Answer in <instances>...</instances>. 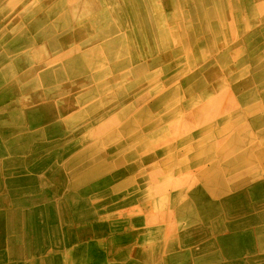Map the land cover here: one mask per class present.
<instances>
[{"label": "bare ground", "instance_id": "obj_1", "mask_svg": "<svg viewBox=\"0 0 264 264\" xmlns=\"http://www.w3.org/2000/svg\"><path fill=\"white\" fill-rule=\"evenodd\" d=\"M260 160L264 0H0V262L119 264L146 233L157 264H264L228 253L264 238ZM147 163L143 224L88 197Z\"/></svg>", "mask_w": 264, "mask_h": 264}, {"label": "crops", "instance_id": "obj_2", "mask_svg": "<svg viewBox=\"0 0 264 264\" xmlns=\"http://www.w3.org/2000/svg\"><path fill=\"white\" fill-rule=\"evenodd\" d=\"M223 112H224V110H223ZM223 112L216 113V116L221 117ZM190 125H191V126H189L190 129L193 130L195 124L193 125V122L190 121ZM165 159H168V157L164 156L162 158V160L157 159L156 161L160 160L158 163V166L162 165V163H164ZM172 161L173 160H167L165 162L166 165L163 167H159V168L164 169V167L169 166L172 163ZM260 163H262V166H263L264 162L262 160H260V162L257 164H260ZM149 168H150L149 163L141 166L140 169L138 170L139 171L138 176H135V178L131 177L132 178L131 184L119 186L120 187L119 191H116V185H114L115 183H109V184H106V185L100 187L97 191L90 192V194H88V197L93 196L96 193H98L99 196L106 197V198H110L114 195H120V196L122 195L123 196L125 194V196H123L124 199H129V198L132 199L131 205H132V207L136 208V210H135V213H137L136 218H138V221L141 224H143L144 221L146 220V218H148L149 216L154 214V210L152 209L151 201L148 199V197H146L145 189H144L145 186L150 187V183H151L150 181H152L151 180L152 178H148V175H149L148 169ZM128 196H130V197H128ZM247 206H248V204L244 208H247ZM94 218H96L95 215L93 216V219H89V220H87V222H85L86 227H88L91 224L92 225L94 224V222H95ZM135 225H137V223H131L130 224V228H131L132 232H137L139 230V228L135 227ZM177 226H178V228L183 227L181 222H178ZM80 229H82V227H80ZM152 238H154V237L146 236V233H145V234H143V239L140 241L138 239V237L136 236V237L132 238L131 241L127 242L128 246L124 249L126 251V254L124 256H120V255L115 254L114 257L116 258V260H118L119 264H123V262L128 261V260L129 261L130 260L136 261V262H138V264H157L158 263L157 257H155L153 255V250L151 248L152 246H150V245H153L155 242H157L158 238H156V240H151ZM70 242L74 246H82L83 249L89 245V246H92L93 250L98 249L99 251H101L103 248H106V245H107V244H104L103 237L102 238L92 237L89 239H82V240L72 238L70 240ZM72 242H74V243H72ZM141 244L144 246L145 253L148 254L147 258H145V259L142 258V254H141V252H142L141 246L142 245ZM147 247H148V249H147ZM251 247L254 249L253 254L255 253L254 254L255 256L257 255L258 251H260L258 254H260V255L264 254V238L260 239V240H250V241L242 240L239 243H237L234 247H233V245H231L230 248L228 249V253L232 255V257H233L232 259L242 260L243 256H241V253H242L241 251L246 249V248L249 249ZM87 252H85V254H81V257L79 258L80 259L79 264H109L108 256L105 252H103V250L100 252L101 254H99L97 256H92L89 251H87ZM0 264H9V263L2 261V262H0Z\"/></svg>", "mask_w": 264, "mask_h": 264}]
</instances>
